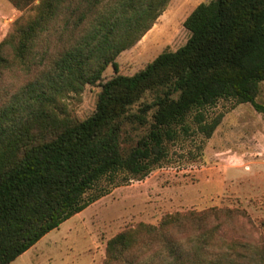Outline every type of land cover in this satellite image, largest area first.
Listing matches in <instances>:
<instances>
[{"label": "trees", "instance_id": "trees-1", "mask_svg": "<svg viewBox=\"0 0 264 264\" xmlns=\"http://www.w3.org/2000/svg\"><path fill=\"white\" fill-rule=\"evenodd\" d=\"M20 11L0 41V264L112 188L143 179L168 144L195 128L211 137L221 100L257 101L264 81V0H207L184 21L190 32L133 75L117 57L153 26L170 0H8ZM115 75L102 82L106 69ZM99 84L95 111L73 118L69 93ZM142 130L143 133L138 132ZM219 209L168 213L111 237L101 264H223L214 245ZM213 218L215 226H208ZM190 230L180 236L181 230Z\"/></svg>", "mask_w": 264, "mask_h": 264}, {"label": "rangeland", "instance_id": "rangeland-1", "mask_svg": "<svg viewBox=\"0 0 264 264\" xmlns=\"http://www.w3.org/2000/svg\"><path fill=\"white\" fill-rule=\"evenodd\" d=\"M204 1L170 0L152 28L119 54V73L133 75L163 51L184 45L190 37L184 21ZM29 13L0 0V41L17 18ZM114 75L109 66L102 82ZM101 89L87 85L67 94L62 104L73 118L86 119ZM257 101L264 105V81ZM219 114L221 122L211 137L199 132L192 118L193 133L170 142L167 158L147 177L112 188L10 264H101L107 241L120 231L140 222L158 225L168 213L211 208L221 212L214 247L222 252V263L264 264V113L251 103L221 100L207 112L208 120ZM215 224L207 220L208 226ZM191 231L184 227L180 236ZM192 256L187 251L184 263Z\"/></svg>", "mask_w": 264, "mask_h": 264}]
</instances>
